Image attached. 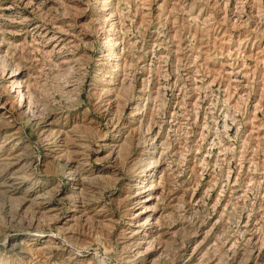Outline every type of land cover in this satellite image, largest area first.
Instances as JSON below:
<instances>
[{
  "label": "rangeland",
  "instance_id": "374dc122",
  "mask_svg": "<svg viewBox=\"0 0 264 264\" xmlns=\"http://www.w3.org/2000/svg\"><path fill=\"white\" fill-rule=\"evenodd\" d=\"M102 1L0 0V76L7 69L18 72L15 81L27 89L29 101L27 110L20 108L18 102L23 97L10 99L13 82H4L0 77V105L6 100L11 103L13 121L19 128L22 146L28 144L31 168L39 184H45L39 188L43 191L55 188V200L68 195L65 179L68 157H60L62 162L47 159L48 174L43 176L44 168L40 161L45 154V145L30 117L31 113H36L37 118L41 119L44 115L54 116L61 111L60 124L75 126L74 133L86 137L90 141V148L95 150L99 145L98 136L106 128L105 120L113 123L118 120L120 126L126 127L129 125L126 117L129 107H132L140 113L141 119L129 128L132 131L125 129L124 135L122 132L113 135L115 140L121 141L117 163L105 159L107 152L90 154L92 160L97 158L102 161L95 162L97 170L109 168L112 171L113 168L115 171V166L119 170L115 175L101 171L100 178L91 179L82 189L81 196L85 202L86 199L92 200L90 202H94V206H103L106 210L104 217L83 218L74 225L77 247L85 256V262L123 264L122 256L128 250L120 246L121 237L128 227L127 217L135 212H127L126 208L129 207L125 204L132 194L130 183L134 181L128 180L136 171L133 160L139 157L146 139L157 135L163 143L160 156L166 167L165 173L169 171L162 180L160 190L161 205L166 207L167 212L164 227H171L174 235L166 237V240L160 238V243L153 245V248L159 247L160 250L148 257L147 262L161 253L162 257L158 260L171 263L173 259H179L181 263L177 261L176 264H182L193 252L191 264H264V195L261 192L264 186L261 180L264 178V143L251 142L246 145L245 137L242 138V135H246V128L239 123L257 114L258 124L264 126V58L251 63L249 80L253 83L246 95L227 90L225 79L213 73L218 78L211 75L217 79L210 85L212 93L207 91L205 84L198 86L196 95L192 92V96L199 98L197 103L201 102L203 107L200 109V105L196 104L191 109L184 104L185 97L190 94L189 82H180V68L190 63L183 58V51L177 52L180 56L174 52V47L181 44L194 48L206 46L204 51L208 55L203 57L206 56L204 58L208 60L204 66L193 70L197 75L206 76L210 68L216 69L226 59L228 51L235 56L229 55V58H237L234 63L244 62L247 65V55L251 51L264 52V0H116L118 18L113 17L106 22L107 17L99 20L100 16L97 15L107 7L108 3L103 5ZM36 23L49 30L50 36L57 32L77 34L83 31L82 38L75 41L81 56L78 57L79 61L66 69L58 63V55L40 54L33 44L37 37L30 32ZM105 28L114 33L116 30L124 36L122 47L125 62H122L119 79L125 78V81L112 94L115 96L112 98L117 97L115 103H107V100L101 102L98 92V96L89 92V82L94 85L106 80L112 68L110 65L105 70L100 69L96 62L104 41L109 37L102 35L100 29ZM154 38L158 42L151 40ZM222 44H225L224 49ZM50 49L51 46L47 51ZM157 53L163 57L160 58ZM140 68H143V75L138 79ZM139 90L141 96H138ZM184 112H191L189 114L194 121L187 126H174L176 121L180 122ZM4 130L5 126L0 125V153L3 154L6 148L12 146V143L2 144ZM194 133L197 135L190 142L189 136ZM224 141H228L233 148L227 154V160L220 162L217 161V148ZM164 147L176 153L171 155ZM243 147L253 153L254 158L249 160V164L242 163L246 152ZM66 155L72 158L71 154ZM193 165L197 166L195 172ZM256 173L260 175L256 176ZM47 181L50 184H46ZM231 182L242 190L239 197L232 193ZM188 185H191V189L185 192ZM171 197L178 199L173 201ZM66 213L67 210L61 213L60 218H65ZM36 217L38 215L33 207L22 204L21 195L9 198L0 188V264H27V261H20L8 251V244L18 242L17 237L22 233L15 232L16 228L30 226L37 220ZM5 237L6 240L2 242Z\"/></svg>",
  "mask_w": 264,
  "mask_h": 264
},
{
  "label": "bare ground",
  "instance_id": "6f19581e",
  "mask_svg": "<svg viewBox=\"0 0 264 264\" xmlns=\"http://www.w3.org/2000/svg\"><path fill=\"white\" fill-rule=\"evenodd\" d=\"M115 1L116 0H103L102 1L103 5H105V3H108V4L105 9H101L100 12L97 14L98 16H100V19L98 18L99 20H102V18L107 17L104 20L106 22V20L109 21L111 20V18L113 19V17H117ZM7 9L8 8H5V10ZM120 14H123V13H120ZM94 21H96V19ZM100 30L102 32V35L106 34L109 37L104 41L103 48L98 58L96 59V62L98 66H100V69L102 68L105 70V67L107 68L110 65H112V68L108 72V75L106 76V80L101 81L99 82V84H94V85L90 84L89 82V85H91L89 87V92L92 91L93 94H96V95L98 92L99 96L98 95L97 96L102 98L101 102L103 100L104 101L107 100L108 101L107 103H110V102L115 103L116 102L115 99L117 97L112 98V97H115V96H112V94H114V91L120 85H122L123 82L125 81V78L119 79L120 77L119 72L122 68V62L125 60L124 49L122 47L124 36H121L120 32H117L116 30H115V33L112 30H106V28L105 30L103 29H100ZM30 32L32 36L37 37V38H34L33 44L38 47L37 51L40 54L48 55L49 53H51L50 55L52 54L58 55L59 56L58 63L61 64L63 67H66V69L72 67L73 65H75L77 61H79L78 57L80 55L77 51V45L75 44V41H77L79 37L84 35L82 33L83 31L82 32L78 31L77 34H74V33L66 34V33L57 32V34H53L50 36L49 30H47L46 28H42V26L39 25V23H36L30 28ZM111 35H115V36L111 37ZM151 40L155 43L158 42L157 38H154ZM23 44L25 45L26 43L24 42ZM224 45H223V49H224ZM1 46L2 44L0 43V47ZM50 46H51V49L47 51V48ZM205 47L206 46L201 45L200 47L198 46L197 48H194L187 44H181L179 46H176V48L174 47L175 51L173 50L175 53L179 51H183L182 52L183 58L185 59V61L187 60L186 63L188 62L190 63L188 64V66H186L187 65L186 64L180 68V71H181L180 82L181 84H185V82H189L188 88H189L190 94L189 95L186 94L188 96L185 97L184 104L186 107L191 108V109H193V107L196 104L200 105V109H202L203 104L201 102L197 103L199 98H194L192 96L193 95L192 92L194 93L196 90H198V86L202 87L205 84L207 91H209V93H212L210 85L213 84L217 80V79L212 78L214 74H217L220 76V78L225 79L226 85L228 87L227 90L230 89L231 91H233V93H237V94L242 93L244 95L250 89L251 87L250 84L253 83L251 80H249L250 71L252 68L251 63L255 62V60L257 59L264 58V54H263L264 52L261 54V52L259 51L258 52L251 51L248 55L246 54L247 60H248L247 65L244 64V62L242 64L240 62L241 66H239L240 64L234 63V59H237V58H234V59H232V57L229 58V55L233 56L234 53L228 51L227 53L225 52L226 59L222 61L221 64L219 63L216 69L210 68V70L207 71V73L209 72V74L206 76L197 75L198 73L196 74L193 70H195V68H198L200 66H204L206 64V61L208 60V58L206 59L204 58L208 55V52L206 51L207 53H205L204 51ZM177 54L179 55V53ZM205 54L206 56L203 57V55ZM159 57L161 58L163 57V55H159ZM130 66L131 65H129V67ZM142 71H143V68L138 69V72H137L138 79L143 75ZM197 72L199 71L197 70ZM17 75H19L18 72L14 73L13 71L7 69L3 71L0 77L2 78L4 82H8V81L13 82L12 90L9 93V98L15 99L16 97H23V99L18 102V106L24 110H27L28 109L27 106L29 103L28 97H27V89L22 85V83H19V82L16 83L15 78L17 77ZM216 77L218 78V76ZM184 88L186 89L185 86ZM263 89H264V83H263ZM196 93L197 92H195V95ZM138 96H141V90L138 91ZM178 101L181 102L180 100ZM230 101L232 102V98L230 99ZM259 104L261 103L259 102ZM256 105L257 104H255L254 106ZM121 107L123 108V106ZM129 108H130V111H128L129 113H128V116L126 117L127 123H129L128 126L126 127L120 126L117 123L118 120H116V123L105 120L106 128L103 132H101L100 136H98L100 137L98 140L99 145H96L95 147L96 149L94 148L95 150H92L90 148L91 147L89 146L90 141L86 137H84L83 135H76L74 133L75 126H72V125L68 126V124L67 125L60 124L61 117L59 115H61V111L54 116L48 115V114L44 115L41 117V119L37 118L36 113H31L30 117L34 122L35 127L39 130V131L37 130L39 132L38 135L40 136L43 144L45 145L44 147L45 154H44V157L40 161L41 166L44 168L43 176H47L48 174V169H46L47 165L45 162L47 159L49 158L54 159V160L57 159L58 162H62L60 161L61 160L60 157L62 158L66 156L68 157V161L65 165L66 166L65 169L67 170L65 174L66 175L65 179H66V184L68 186L67 191L69 193L67 196H65V198L63 199L60 198L59 200H55L56 191H57L55 188L53 187L49 189L47 188V190H44V191L39 188L41 185H45V184H39V181H37L38 177L35 176V173L31 168V165H32L31 157L28 155V152H27L28 144L22 146V140H21V136L19 133V128L17 127V123L13 121L14 118H13V113L11 109V103L8 100H6L0 105V125L5 126V130L3 131L4 133H2V139H3L2 144L8 145V143H12V146L10 147V149L6 148L7 149L5 151L6 153L4 154L3 152L0 153V168H1L0 169V188H2L7 193L9 198H13V197H16L17 195H21L22 204L26 205L27 207L28 206L33 207L35 209L36 214L38 215V218L36 217L37 220H35L33 224H31L30 226L26 225V226H21L19 228H16L14 231L17 232L18 234H21V233L22 234L21 236L17 237L18 242H10L8 244V248H9L8 251L12 253L15 257H17L20 261L22 262L27 261L26 262L27 264H92L91 262H88V261L85 262L84 260L85 256L82 254L80 247L79 246L77 247L78 237H75V235L77 236V233L74 231V225H76L78 220H82L83 218L89 220V218L92 219L95 217H99V218L104 217V213L106 212V210L103 206L99 208L94 206V202L92 203L90 202L92 200L86 199V202H85L84 201L85 198L81 196V192L83 191L82 189L85 187V185H88L91 179H94V178L96 179V178L101 177L99 175L101 171H106L107 174L115 175L117 174V171L119 170V168L115 166L114 164L115 171L113 168H112V171H110L109 168L97 170L95 168V162L97 163V162H102V161L97 158L95 160L94 159L92 160L90 158V154L93 152L99 155L98 152H101V153L107 152L105 159H107L108 162L117 163L116 160L118 159L117 155L119 153V147L121 145L120 143L121 141L119 139L115 140L113 138V135L115 133L120 134L121 132L124 135L126 131L125 129L128 130L132 126H135L136 122H138L139 119H141L139 116L140 113L138 114V112L134 111L132 107H129ZM189 113L184 112L180 116V120H179L180 122L176 121L174 123L175 124L174 126H178L179 128L181 127L180 125H183V126L190 125L191 122L194 120L191 118V114ZM104 116L106 117L105 114ZM256 116L254 115L251 118H247L245 121H242L243 123L239 121L240 126H242V128L243 127L246 128L244 130L246 132V135L245 134L242 135V138L245 137V140L247 141L246 145H249V143L251 142L252 143H264V132H263L264 126L261 123L258 124L256 120L257 119ZM129 130L132 131L133 129H129ZM195 135L197 134L194 133L191 136H189L190 142L194 141ZM114 137H116V135ZM160 140H161L160 137L157 135L153 137L152 139L148 137L142 146V152L139 154V157L133 160V162H135V164L133 163V167L136 168V171L130 176V179L128 180V182L134 181V183H130V189L132 190V194L129 196L128 199H126L125 204L127 203V206L129 207V208H126L127 212H132V211H135V212L134 214H129V216L127 217L128 227H127V230L122 233V237H121L120 246H123L128 250L127 253L124 256H122L123 264H147V263L148 264H174V263L176 264L177 261L181 263L180 262L181 260L179 259L178 260L173 259L174 262H171V263H166L163 260H158L159 258L162 257L161 253H158L156 258L152 259V261L147 262L148 257L152 256L153 254H156L160 250L159 247L153 248V245L155 243H160V238H163L166 240L167 239L166 237L174 235V232L171 229V227H168V226L164 227L165 223L163 221L166 215L165 214L166 207L164 205H161L162 198H161L160 190L162 187L161 186L162 180H164L163 178L165 177V174L168 173L169 171L165 173L166 167L163 162V158L160 156L163 153V150H162L163 143ZM202 141H203V138H202ZM74 142H77V143L74 144ZM232 148L230 147L228 141H224L222 145L217 148L219 149V152H218L219 156L217 158V161L225 162L227 160V154L231 151ZM164 149H166V152L171 153V155H174L176 153L175 150L173 149H172V152L168 151L166 147H164ZM243 149L244 151H246L248 148L246 149L243 147ZM66 154H71L72 158H70L69 155H66ZM252 154L253 153H251L250 151H246L244 153L245 160L242 163L245 164V163L251 162L249 160H252L254 158ZM154 158H156V160H154ZM102 159L106 161L104 158ZM148 159H152V160L148 162L147 164H143V162H145ZM192 169L195 172L197 170V166L193 165ZM180 174L182 176V173ZM258 174L260 175V173H256L255 175L258 176ZM120 177H121V174H120ZM261 180L264 181V178L262 177ZM47 183L48 181L46 182V184ZM190 186L188 185L186 188L184 187L185 188L184 191L189 192V190L191 189ZM231 187H232L231 189L232 193L237 195V197H239L242 192L240 187L235 182H231ZM261 192L264 195V186L262 187ZM171 198L172 200L174 199L173 201H176L175 199H178V197L177 198L171 197ZM66 205L68 206L66 207ZM66 210H67L66 217L64 218L63 216V218L61 219L60 218V216L62 215L61 213H65ZM86 211H89V212L93 211V213L91 214ZM40 217L42 218L40 219ZM45 220H49V221H45ZM6 238L7 237L2 239V242H4ZM15 238L16 237H14L13 239ZM141 249H145V250L143 251ZM141 255H143V258L141 257ZM192 258H193V252H190L188 257L184 259V262H182V264H191ZM6 264H9V262H7Z\"/></svg>",
  "mask_w": 264,
  "mask_h": 264
}]
</instances>
